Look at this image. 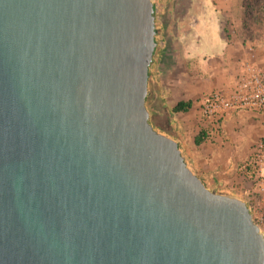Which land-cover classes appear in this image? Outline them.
I'll list each match as a JSON object with an SVG mask.
<instances>
[{
    "label": "water",
    "instance_id": "obj_1",
    "mask_svg": "<svg viewBox=\"0 0 264 264\" xmlns=\"http://www.w3.org/2000/svg\"><path fill=\"white\" fill-rule=\"evenodd\" d=\"M153 0H0V264H264L247 201L150 121Z\"/></svg>",
    "mask_w": 264,
    "mask_h": 264
},
{
    "label": "rangeland",
    "instance_id": "obj_2",
    "mask_svg": "<svg viewBox=\"0 0 264 264\" xmlns=\"http://www.w3.org/2000/svg\"><path fill=\"white\" fill-rule=\"evenodd\" d=\"M155 1L153 0L154 5ZM214 4L216 9L224 11L219 12V15L223 20L225 35L234 37L244 45L247 42L253 44L257 57L255 62L257 60L256 64L264 73V21L260 19L259 13H255L251 19L248 17L247 9H253L250 0H237L236 3L214 0ZM262 16L264 17V14ZM156 22L158 31H165V49L171 36L168 30L162 27L161 18ZM174 22L172 20V24ZM164 49L159 57L154 54V60L156 58L155 62L159 65V75L157 80L150 76L149 81L150 94L147 97V106L150 111V121L156 130L177 139L187 163L188 160L191 162L190 158L193 155L197 157L199 164L204 166L203 169L210 177L218 176V182L210 183L202 173L211 188L218 190L216 191L218 193H227L243 199L247 196L248 201L245 200L248 205L251 204V201L257 197L254 189L259 173L253 165L249 170L248 165L253 161L254 152L264 137V115L259 116L254 111L247 110H244L243 114L234 113L235 110L221 118L220 115L212 117L204 115L203 102L206 97L214 91L221 90L217 86L221 68L218 66V59L204 68L195 66L193 59L182 57L179 59L177 54L178 57L172 58L174 63L172 72H164L161 61ZM243 49L246 50V47L244 46ZM199 62H203L202 58ZM174 83L177 85L173 94L175 100L192 99L193 106L189 113H177L178 118L173 119L177 125L172 129L174 135H171L161 131L159 125L155 123L158 120L155 109L161 99L167 100L171 97L168 88ZM200 131H205L208 138L197 145L194 138ZM223 172L227 173L226 179L222 178Z\"/></svg>",
    "mask_w": 264,
    "mask_h": 264
},
{
    "label": "crops",
    "instance_id": "obj_3",
    "mask_svg": "<svg viewBox=\"0 0 264 264\" xmlns=\"http://www.w3.org/2000/svg\"><path fill=\"white\" fill-rule=\"evenodd\" d=\"M156 1L159 2L162 9L161 25L168 30L171 36L161 56L164 72H172L174 68L172 58L178 57L177 54H179V59L180 57L193 59L195 66H203L204 68L218 59V66L221 67L219 70L220 80L217 84L221 88L219 91L232 90L243 70L242 62L245 53L243 47L245 45L234 37L225 35L224 27H222L223 20L220 19L219 15V12L224 11L216 9L214 0ZM223 1L236 3L237 0ZM172 20L175 21L174 24H172ZM200 58L203 62H199ZM256 63H258L257 60ZM176 86L174 83L168 88V94H171V97L167 100L161 99L155 109L161 131L171 133V135H174L172 129L177 125L173 119L176 120L178 118L177 113H180L174 112L173 106L182 100L181 98L176 100L174 98ZM243 111L236 110L234 113L243 114ZM185 113H189V111ZM256 114L264 115L263 113ZM190 159L191 162L188 160V163L197 173L201 176L205 174L210 183L216 182L218 176L210 177L209 173L203 169L204 166L199 164L197 157L191 155ZM221 175H223V179H226V172Z\"/></svg>",
    "mask_w": 264,
    "mask_h": 264
},
{
    "label": "built area",
    "instance_id": "obj_4",
    "mask_svg": "<svg viewBox=\"0 0 264 264\" xmlns=\"http://www.w3.org/2000/svg\"><path fill=\"white\" fill-rule=\"evenodd\" d=\"M155 18L160 20L162 9L155 1ZM156 49L155 56L159 54L165 47L166 38L165 31L160 30L156 33ZM246 52L242 62V73L235 87L229 92L214 91L210 93L203 102V113L208 117L220 115L225 117L228 113L235 110L254 111L264 114V73L256 64V51L251 43H245ZM152 62L150 65V76L158 79V64ZM253 166L259 173L254 193L257 195L254 201L249 204L256 223L264 231V137L259 142L253 155Z\"/></svg>",
    "mask_w": 264,
    "mask_h": 264
},
{
    "label": "trees",
    "instance_id": "obj_5",
    "mask_svg": "<svg viewBox=\"0 0 264 264\" xmlns=\"http://www.w3.org/2000/svg\"><path fill=\"white\" fill-rule=\"evenodd\" d=\"M250 3L253 6V9H247V15L248 17L251 19L253 18L252 16L255 13H259L260 14V19H262V21H264V17L262 16V14H264V0H250ZM158 31V29H157ZM193 106V100L192 99H182L179 100L174 106H173V111L174 112H187L189 111ZM157 125H159L158 120H156L155 122ZM153 124V123H152ZM154 125V124H153ZM156 126V125H155ZM206 138H208V135L206 134L205 131H200L194 138L195 144L200 145L202 142H204L206 140ZM252 163V164H251ZM248 165L249 170L252 169V165L253 162H251ZM254 167V166H253ZM198 175H200L198 173ZM201 176V175H200ZM204 180L205 185L212 191L216 192L218 190L211 188L207 181L205 180V178L203 176H201ZM216 182H218V178H216ZM244 199H246L248 201V197H244Z\"/></svg>",
    "mask_w": 264,
    "mask_h": 264
}]
</instances>
